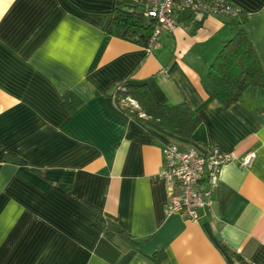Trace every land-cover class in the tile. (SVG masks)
<instances>
[{
  "label": "crops",
  "instance_id": "crops-1",
  "mask_svg": "<svg viewBox=\"0 0 264 264\" xmlns=\"http://www.w3.org/2000/svg\"><path fill=\"white\" fill-rule=\"evenodd\" d=\"M116 1L0 0V264H264V90L227 103L207 81L229 18L181 22L147 53L107 33ZM229 1L264 69V0ZM122 80L199 109L192 136L115 108ZM169 142L235 156L196 220L165 213Z\"/></svg>",
  "mask_w": 264,
  "mask_h": 264
},
{
  "label": "trees",
  "instance_id": "trees-1",
  "mask_svg": "<svg viewBox=\"0 0 264 264\" xmlns=\"http://www.w3.org/2000/svg\"><path fill=\"white\" fill-rule=\"evenodd\" d=\"M245 12L240 9L238 17H229L231 36L210 64L207 81L215 92L222 95L227 103L236 101L241 94L250 89L253 93L264 90V69L250 44L245 31ZM180 22H195L191 13L179 17ZM107 33L145 46L152 31V22L146 19L137 4L130 0H117L106 28ZM64 105L72 112L80 102L64 95ZM115 108L123 113L144 120L182 138H190L201 122L199 109H192L186 102L166 105L155 100L144 84H133L127 80L116 83L111 94ZM105 233L111 237L114 233L127 234L115 223L107 222ZM235 258L245 264L243 258L235 253Z\"/></svg>",
  "mask_w": 264,
  "mask_h": 264
},
{
  "label": "built area",
  "instance_id": "built-area-1",
  "mask_svg": "<svg viewBox=\"0 0 264 264\" xmlns=\"http://www.w3.org/2000/svg\"><path fill=\"white\" fill-rule=\"evenodd\" d=\"M137 4L143 16L152 22V31L144 49L147 53L159 46L158 36L172 31L181 22L179 17L191 13L195 22L208 15L238 17L241 7L229 0H130ZM163 163L159 177L168 191L165 213H178L196 220L197 209L208 206L207 195L224 164L235 156L218 148L199 152L194 147L181 148L176 143L162 147ZM255 158L248 152L239 159L240 166H249Z\"/></svg>",
  "mask_w": 264,
  "mask_h": 264
}]
</instances>
